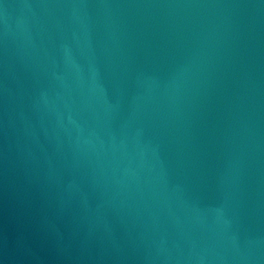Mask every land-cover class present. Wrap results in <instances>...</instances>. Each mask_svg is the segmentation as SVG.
<instances>
[{
	"label": "water",
	"instance_id": "water-1",
	"mask_svg": "<svg viewBox=\"0 0 264 264\" xmlns=\"http://www.w3.org/2000/svg\"><path fill=\"white\" fill-rule=\"evenodd\" d=\"M0 264H264V0H0Z\"/></svg>",
	"mask_w": 264,
	"mask_h": 264
}]
</instances>
